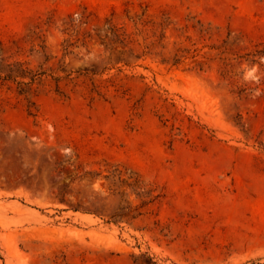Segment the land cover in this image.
Returning <instances> with one entry per match:
<instances>
[{
	"label": "rangeland",
	"instance_id": "374dc122",
	"mask_svg": "<svg viewBox=\"0 0 264 264\" xmlns=\"http://www.w3.org/2000/svg\"><path fill=\"white\" fill-rule=\"evenodd\" d=\"M0 264H264V0H0Z\"/></svg>",
	"mask_w": 264,
	"mask_h": 264
}]
</instances>
